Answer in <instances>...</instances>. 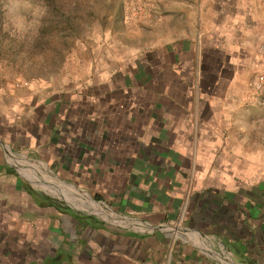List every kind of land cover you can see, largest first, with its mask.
<instances>
[{
    "label": "crops",
    "instance_id": "obj_1",
    "mask_svg": "<svg viewBox=\"0 0 264 264\" xmlns=\"http://www.w3.org/2000/svg\"><path fill=\"white\" fill-rule=\"evenodd\" d=\"M188 5L195 22L134 62L131 84L0 87V264H264V0ZM14 162L129 217L70 210Z\"/></svg>",
    "mask_w": 264,
    "mask_h": 264
},
{
    "label": "rangeland",
    "instance_id": "obj_2",
    "mask_svg": "<svg viewBox=\"0 0 264 264\" xmlns=\"http://www.w3.org/2000/svg\"><path fill=\"white\" fill-rule=\"evenodd\" d=\"M192 2L0 0V87L22 88V96L32 89L46 97L60 91L63 99L131 84L132 74H126L134 62L195 22L196 15L189 14ZM14 163L23 180L49 197L105 220L79 196H66L52 182L43 185Z\"/></svg>",
    "mask_w": 264,
    "mask_h": 264
},
{
    "label": "bare ground",
    "instance_id": "obj_3",
    "mask_svg": "<svg viewBox=\"0 0 264 264\" xmlns=\"http://www.w3.org/2000/svg\"><path fill=\"white\" fill-rule=\"evenodd\" d=\"M60 183H62V185H64L66 187V189H69L70 191H72L73 193H75L76 196H79L81 202H86L88 205H90V203L94 204V205L90 206L94 210H96L98 212H104L107 215L112 213L110 207L107 204L103 203V201H99V202H102V203H99L97 201L95 202L94 198H92L91 195L87 191H84L83 189L82 190L81 189H78V188L72 186V184H70V183H63V182H60ZM120 215L119 214H118V216L117 215H113V216L112 215H109V217H117V218L120 217V218H122ZM126 217H129V216H125V218ZM130 218H132V217H130ZM107 219H109V220H111L113 222H118V221H115L113 218H107ZM132 219H135V218H132ZM185 230L188 233H190V235H192V236H194L197 233V232L192 231V230H189V229H185Z\"/></svg>",
    "mask_w": 264,
    "mask_h": 264
},
{
    "label": "built area",
    "instance_id": "obj_4",
    "mask_svg": "<svg viewBox=\"0 0 264 264\" xmlns=\"http://www.w3.org/2000/svg\"><path fill=\"white\" fill-rule=\"evenodd\" d=\"M254 86L257 88V89H262L264 87V73L263 74H260L258 75V77L255 79L254 81ZM94 198V197H93ZM95 201L99 202V201H102V200H97L94 198ZM109 206V205H108ZM112 213L111 214H108V215H117L118 214H121L123 215L122 213L116 211L115 209H113L111 206H109ZM99 213V212H98ZM106 215V214H105ZM104 215V218L106 221H110V222H113L109 219H107V217ZM125 216V215H123ZM140 220V219H139ZM141 221V220H140ZM142 222V225L141 226H138V229H140L141 231H153L155 230L156 228L158 227H163L164 225H153L151 223H147V222H144V221H141Z\"/></svg>",
    "mask_w": 264,
    "mask_h": 264
},
{
    "label": "trees",
    "instance_id": "obj_5",
    "mask_svg": "<svg viewBox=\"0 0 264 264\" xmlns=\"http://www.w3.org/2000/svg\"><path fill=\"white\" fill-rule=\"evenodd\" d=\"M96 198H97V197H96ZM64 206L67 207V208H69L70 210H72L70 206H67V205H64Z\"/></svg>",
    "mask_w": 264,
    "mask_h": 264
}]
</instances>
